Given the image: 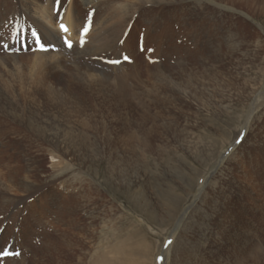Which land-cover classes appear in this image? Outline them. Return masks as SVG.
Instances as JSON below:
<instances>
[{
	"label": "rangeland",
	"instance_id": "rangeland-1",
	"mask_svg": "<svg viewBox=\"0 0 264 264\" xmlns=\"http://www.w3.org/2000/svg\"><path fill=\"white\" fill-rule=\"evenodd\" d=\"M262 1L139 0L109 24L100 16L107 36L101 38L113 47L98 57L100 68L113 76L137 72L138 79L129 77L127 88L114 77L95 97L76 89L80 115L73 120L87 128L65 132L91 150L85 166L69 159L70 167H53L36 133L0 116V264H95L102 252L114 264H201L220 206L226 207L220 198L237 194L264 226V183L252 181L251 169L264 161ZM95 12L87 10L85 20L93 24ZM4 26L0 55L46 46L13 15ZM14 41L16 51L5 49ZM185 86L189 99L179 94ZM129 93L139 101L127 100ZM108 112L147 113L141 116L147 131L133 126L139 140L130 139L120 120L124 134L116 139L109 120L100 119ZM256 236V244L264 242V232ZM258 258L240 262L264 264Z\"/></svg>",
	"mask_w": 264,
	"mask_h": 264
},
{
	"label": "bare ground",
	"instance_id": "bare-ground-1",
	"mask_svg": "<svg viewBox=\"0 0 264 264\" xmlns=\"http://www.w3.org/2000/svg\"><path fill=\"white\" fill-rule=\"evenodd\" d=\"M137 1L139 0H0V5H2L0 9L1 35H6L4 18L13 15L20 19V27H23L26 34L33 37L32 34L34 33L32 32L37 31L40 34L39 39L43 40L46 45L41 47L42 51H36L38 49L35 48V52L30 53L20 52L18 54L15 52L12 55H8V57H5L7 55L6 53H4V55L6 54L5 56L0 55V116L7 122L11 121L22 126L18 127L27 132L36 133L47 144L48 152L54 159L52 161L53 167H58L63 164L70 167L69 159L75 163L79 161L78 165L85 166L89 160V152L91 151L89 150L88 152L89 147L87 145H78L77 139L67 136L65 132L72 130L70 128H87L84 125H79L84 122L77 123L73 120L80 115L76 109L79 106L78 102H80V99L75 96L76 89H79L77 91L78 93L80 92L84 95H87L86 90H88V96L95 97L97 95H95L94 90L97 87H101L100 90L102 91L104 87L110 86V81L112 82L114 77L116 78L113 82L116 86H126L127 88L129 85V77L134 80L138 79L137 72L128 75L124 73L113 76L116 74V71L111 73L107 72V69V71L101 69L100 66L104 63H102V60H98V57L102 54L113 49V47L107 46L102 39L103 37L107 39L106 30L103 31L106 24L104 23L103 25L99 17L102 16L107 20V24H109L111 21L109 20L110 16L112 20H115L117 15L128 7L135 9L137 7ZM245 1L257 2V0ZM262 4H264V0ZM64 8L65 12L63 14ZM113 8L115 11L112 10ZM87 10L96 11L93 24L85 20ZM61 25H64L67 31ZM85 28L88 29L87 32L84 31ZM120 40L119 37L114 38L116 44L120 43ZM69 42L72 45L71 47H69ZM18 45L15 41L14 45L10 42L5 49L15 50ZM47 48H51L52 51H46ZM118 58H120L119 55ZM62 72H67L66 75L68 77H64ZM194 73H197V71H194ZM181 75L182 77L184 76L182 71ZM188 75L192 77V74L188 73ZM193 82L194 84L196 83L195 79H193ZM187 87L185 86V90H182L179 94L189 99V93L186 90ZM121 91L123 90H117L116 92ZM124 93L128 95V93ZM129 95L131 97H126L127 100L129 99L132 102V98H134V100L139 101L133 93H129ZM114 97L116 98V96ZM116 104L123 105L117 101ZM140 105L142 108L148 109L147 106H143V103H140ZM123 107H126V105L124 104ZM130 110L134 112L135 108H130ZM140 113L137 112L140 116L132 113L130 117H121L118 114L110 117L108 112V114L102 115L100 119L101 121L109 120L108 123L113 128L110 136L111 134H115V138L117 139L121 137V134L125 133L130 139L139 140L132 128L133 126H138L140 129H143L142 131H147L145 128L146 124L141 119V116L150 117L147 113ZM153 116H156V113ZM129 118H133L132 122L127 120ZM120 120L126 122L125 127L128 128V131L124 133L123 131H121L122 133L119 131L117 122ZM175 123L170 122L164 125H167L169 128ZM176 124L179 126L180 122ZM125 127H123V130ZM249 128L251 130L253 129L251 126ZM261 128H257L260 133L263 132ZM153 129L154 126L152 125L150 130ZM146 137L149 142L150 137L148 134L143 139ZM148 142L144 143L146 147H149ZM205 154L210 161L211 154L209 152ZM65 159L68 161H65ZM253 159L255 161V157ZM263 163L261 161H255V164H251L253 173L252 181L256 183L261 182V185L262 182L264 183V175L261 173L264 166ZM255 177L257 181H255ZM27 179H22L20 184L21 189L27 187L25 184ZM253 182L251 184H255ZM261 194L264 201V193ZM206 195L204 194L203 197H206ZM240 200L239 194H237L236 198H220V201H223L226 207L223 208L219 205V216L213 222V231L215 234H211L210 239L207 237L210 248L206 249V252H203L201 264H241L240 260H246L244 259L245 256L249 258L254 257L256 260L259 259L258 257L264 259V252L261 251L264 250V242L256 244V241H254L257 238V234L264 232L262 221L259 220L262 224L260 225L254 219L253 212L247 210L245 202L240 204L242 201ZM233 206L236 208L230 210L229 207L232 208ZM255 231H257L256 235H254ZM219 246L222 249L218 248ZM107 253L102 252L99 254V258L97 257L99 260L95 261V264H114L115 262L113 260L109 261L105 257ZM212 257H217L218 262L214 263ZM119 262L121 264V261Z\"/></svg>",
	"mask_w": 264,
	"mask_h": 264
},
{
	"label": "snow or ice",
	"instance_id": "snow-or-ice-1",
	"mask_svg": "<svg viewBox=\"0 0 264 264\" xmlns=\"http://www.w3.org/2000/svg\"><path fill=\"white\" fill-rule=\"evenodd\" d=\"M61 27L64 28L65 31H67V28H65L64 25H61ZM84 31L87 32L88 29L85 28ZM71 46H72V45H71V43L69 42V47H71ZM42 47H43V46H42Z\"/></svg>",
	"mask_w": 264,
	"mask_h": 264
}]
</instances>
